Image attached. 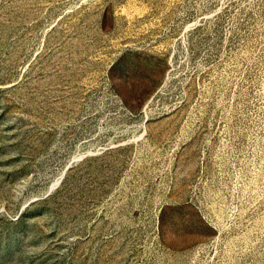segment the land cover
<instances>
[{
  "label": "rangeland",
  "instance_id": "rangeland-1",
  "mask_svg": "<svg viewBox=\"0 0 264 264\" xmlns=\"http://www.w3.org/2000/svg\"><path fill=\"white\" fill-rule=\"evenodd\" d=\"M0 264H264V0H0Z\"/></svg>",
  "mask_w": 264,
  "mask_h": 264
}]
</instances>
